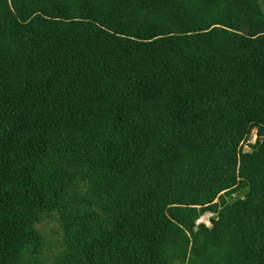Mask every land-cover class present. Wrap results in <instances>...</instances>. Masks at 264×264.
Here are the masks:
<instances>
[{
    "label": "trees",
    "instance_id": "1",
    "mask_svg": "<svg viewBox=\"0 0 264 264\" xmlns=\"http://www.w3.org/2000/svg\"><path fill=\"white\" fill-rule=\"evenodd\" d=\"M177 261L264 264V0H0V264Z\"/></svg>",
    "mask_w": 264,
    "mask_h": 264
},
{
    "label": "rangeland",
    "instance_id": "2",
    "mask_svg": "<svg viewBox=\"0 0 264 264\" xmlns=\"http://www.w3.org/2000/svg\"><path fill=\"white\" fill-rule=\"evenodd\" d=\"M256 139L255 130L251 132V135L247 142H254ZM244 149H249L248 143L244 146ZM211 213H207L198 219V222H206V224L211 225L209 217ZM42 237H43V244L42 250L44 251V257L46 261H49L52 257L54 252H60V245H61V230L52 214H46L43 216L41 222H39L36 226ZM58 250V251H57ZM173 264H182L180 262H175Z\"/></svg>",
    "mask_w": 264,
    "mask_h": 264
}]
</instances>
